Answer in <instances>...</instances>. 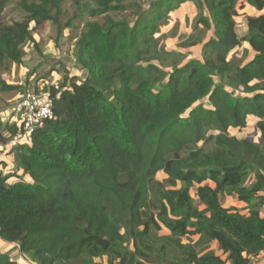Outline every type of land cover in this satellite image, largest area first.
Returning a JSON list of instances; mask_svg holds the SVG:
<instances>
[{
  "label": "trees",
  "instance_id": "obj_1",
  "mask_svg": "<svg viewBox=\"0 0 264 264\" xmlns=\"http://www.w3.org/2000/svg\"><path fill=\"white\" fill-rule=\"evenodd\" d=\"M12 1L0 0V66L22 63V47L35 43L30 25L58 23L65 0H17L24 17L6 24ZM92 1L91 17L120 9L118 0ZM187 2L213 38L202 61L166 72L154 36ZM239 2L264 11V0H157L147 14L138 7L131 26L88 24L75 45L86 77L50 88L54 118L11 148L29 182L7 184L13 176L0 173L2 243L32 264H255L264 254V14L247 16L239 38ZM242 43L251 58L237 61ZM16 89L0 77V92ZM250 116L260 142L229 134ZM2 130V144L18 133L15 124L0 122ZM225 196L246 214L223 207ZM0 264L18 263L0 252Z\"/></svg>",
  "mask_w": 264,
  "mask_h": 264
},
{
  "label": "rangeland",
  "instance_id": "obj_2",
  "mask_svg": "<svg viewBox=\"0 0 264 264\" xmlns=\"http://www.w3.org/2000/svg\"><path fill=\"white\" fill-rule=\"evenodd\" d=\"M155 1L157 0H118L115 4H119V10L109 12L106 15L91 17L89 10L96 7V3L92 0H65L61 4V12L57 15L58 23L45 22L36 28H34V24H31L30 29L35 43H26L22 47L24 52L22 63L19 65L4 63L0 66L1 79L7 85L17 87L12 92H0L1 124L9 126L15 124L17 126L16 114L19 100L27 91H33L38 87H43L44 90H48L50 87L63 91L64 88L61 87L66 83V79L77 82L86 77V73L76 62L75 45L78 39L87 31L88 24L97 23L104 28L108 19L113 22L128 21L131 26L140 12L138 7L142 9V14H145ZM17 3V0H13L6 7L3 15L6 24L23 19L24 14L16 5ZM236 10V33L239 38H242L247 31V16H258L256 14L259 12L247 5L244 6L241 2L237 4ZM262 14H264V11L259 15ZM204 15L208 16V13L204 11ZM197 18L198 9L193 3L187 2L171 12L168 19L160 24V31L154 37L158 41L160 58L165 62V65H161L166 72L170 71L167 65L171 63L183 64L190 60L202 61V46L213 38V29L205 30L202 25L196 23ZM58 26L67 27L60 32ZM248 49V45L242 43L232 54H236L235 59L237 58V61L242 60V56L246 54L245 60H248L251 58ZM161 50L166 53L164 51L162 53ZM155 62L156 64L159 63V61H154V64ZM159 67H161L160 64ZM214 81L218 83V78L215 77ZM68 84L69 82L66 86ZM256 122L255 118L249 117L244 129H230L229 134L239 139L245 138L257 142L259 134L255 128ZM0 133L4 137L8 136L4 130ZM8 142L0 143V154L3 153L1 149H4ZM10 154L13 155L11 152ZM0 173L13 176L7 184H12L18 180L29 182L28 177L16 169L14 158L9 164L0 162ZM156 178L163 181L166 176L158 173ZM190 195L195 205L202 209L203 207L198 203L194 188L190 190ZM220 203L225 208H236L243 215L247 212L244 209L245 205L238 203L235 197H221ZM261 213L264 214V212ZM161 234H168V232L163 230ZM197 240L196 236L191 238L193 243ZM187 241V239L184 240L185 243ZM201 247L225 259L216 242H204ZM0 252L9 254L18 264H32L29 257L19 253L16 245H5L0 241ZM105 262L103 261L102 264H106ZM253 262L263 264L264 254L253 260Z\"/></svg>",
  "mask_w": 264,
  "mask_h": 264
},
{
  "label": "built area",
  "instance_id": "obj_3",
  "mask_svg": "<svg viewBox=\"0 0 264 264\" xmlns=\"http://www.w3.org/2000/svg\"><path fill=\"white\" fill-rule=\"evenodd\" d=\"M52 102L50 87L48 90L38 87L22 95L16 114L18 133L12 138L13 145L29 143L32 134L54 118Z\"/></svg>",
  "mask_w": 264,
  "mask_h": 264
},
{
  "label": "crops",
  "instance_id": "obj_4",
  "mask_svg": "<svg viewBox=\"0 0 264 264\" xmlns=\"http://www.w3.org/2000/svg\"><path fill=\"white\" fill-rule=\"evenodd\" d=\"M262 12V11H261ZM261 12H259L258 14H256V15H259ZM251 117V116H250ZM249 118V117H248ZM12 141V140H11ZM8 142L6 145H5V147H4V149L2 148L1 150H2V154H0V162H3V164H9V162L10 161H12L13 160V155L12 154H10V152H11V148L13 147V143L12 142ZM238 202V201H237ZM238 203H240V202H238ZM262 212H264V210H262ZM261 215H264L263 213H261ZM264 217V216H263ZM5 244V243H4ZM5 245H9V244H5Z\"/></svg>",
  "mask_w": 264,
  "mask_h": 264
},
{
  "label": "water",
  "instance_id": "obj_5",
  "mask_svg": "<svg viewBox=\"0 0 264 264\" xmlns=\"http://www.w3.org/2000/svg\"><path fill=\"white\" fill-rule=\"evenodd\" d=\"M248 140V139H247ZM249 141H251V140H249ZM261 141V138H260V136L258 137V142H260Z\"/></svg>",
  "mask_w": 264,
  "mask_h": 264
}]
</instances>
